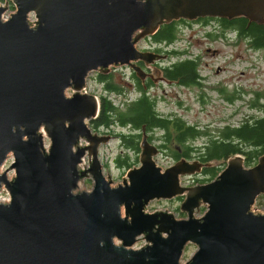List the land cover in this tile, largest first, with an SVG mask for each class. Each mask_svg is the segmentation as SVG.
<instances>
[{"label":"water","instance_id":"water-1","mask_svg":"<svg viewBox=\"0 0 264 264\" xmlns=\"http://www.w3.org/2000/svg\"><path fill=\"white\" fill-rule=\"evenodd\" d=\"M200 17H242L264 29V0L0 4V193L8 194L0 199V264H264V212L255 207L264 154L246 167L239 153L212 181L188 186L182 177L201 174L207 162L181 157L164 169L141 130L138 163L114 185L100 158L112 136L90 127L100 110V99L84 92L90 73L127 65L143 87L147 75L175 81L152 63L165 54L136 45L163 24ZM87 180L91 189H83ZM176 197L185 218L146 211L154 199ZM189 244L197 248L182 262Z\"/></svg>","mask_w":264,"mask_h":264},{"label":"rangeland","instance_id":"rangeland-1","mask_svg":"<svg viewBox=\"0 0 264 264\" xmlns=\"http://www.w3.org/2000/svg\"><path fill=\"white\" fill-rule=\"evenodd\" d=\"M14 10L12 9V11ZM203 18L208 17H200L196 20L184 19L187 22L178 25V38L171 44L160 43L162 44L160 47L165 49L162 52L168 56L161 62L163 66L177 60V55L170 53L174 49L182 52L183 54H180L182 57L199 58L202 83L194 87H187L180 86L177 82L162 81L151 87L150 92L159 98L157 106L161 112L181 116L200 129L215 130L228 124H237L245 117L261 114L260 105H253L252 101L253 98L260 95L258 101L264 103V50L250 48L246 41L238 40L232 32L229 33L230 37L223 36L220 34L222 31L217 22L211 20L204 24V21L200 20ZM152 42H154L153 38L149 36L138 41L136 46L143 50L150 44H159ZM109 70L113 72V81L116 84L123 88L130 87L131 69L127 65L111 66ZM97 73L96 71L90 73L84 92L95 94L100 99L101 95H106V91ZM224 88L231 92L237 90L241 97L232 101L226 99ZM68 93L71 94L72 91L69 90ZM110 95L116 100L124 101L137 96V92L129 91L127 95L121 96ZM116 130L128 132L127 127L116 126ZM205 141L206 137H202L195 143L202 146ZM48 143L49 140L46 139V144L48 145ZM121 150L118 138H112L109 143L101 146L100 150L104 175L106 178L112 179L114 185L121 183L128 171V169L119 168L115 163L114 157ZM168 153L160 151L156 157L157 164L162 165L161 167L164 169L175 163L170 157L171 154ZM12 161L11 157V160H8L3 166V170H8ZM13 173L14 170L9 169V178ZM196 176L198 174L182 177L183 184L188 186L196 184L198 182L195 180ZM198 178L203 180L205 177L200 175ZM92 183L93 181L87 180V183H83V189H91ZM261 196L257 199L256 210L264 212V197L261 198ZM2 198H8L6 191L0 193V199ZM181 202L182 200L178 197L171 200L154 199L146 207V211L166 209L178 219L185 218L187 215L182 216L179 211ZM124 214L125 212L123 216ZM142 239H140V245ZM196 248V245L189 244L185 249L182 262L189 260Z\"/></svg>","mask_w":264,"mask_h":264},{"label":"trees","instance_id":"trees-1","mask_svg":"<svg viewBox=\"0 0 264 264\" xmlns=\"http://www.w3.org/2000/svg\"><path fill=\"white\" fill-rule=\"evenodd\" d=\"M4 1V0H0ZM15 7L12 6V9ZM204 24L211 18L200 19ZM223 36L234 37L246 41L250 48L264 50V29L254 21L247 26V19L235 17L233 19L218 18ZM187 20L173 21L163 24L152 35L157 43L171 44L178 38V25ZM177 55V60L169 65H164V75L169 80H175L180 86L194 87L202 83L199 58L182 57V52L175 49L170 52ZM97 73L99 80L104 84L106 95L100 96V110L96 118L90 121L93 132L99 134L109 133L113 138H118L122 150L115 159L117 166L123 170L138 163L136 152L139 146L138 137L140 131L147 134L152 143H158L161 152L168 154L177 162L181 157L188 161L197 159L199 162H207L201 174L196 176V184L207 183L215 179L226 167L228 160L241 153L245 159L246 167L257 164L258 159L264 154V103L253 98V105H260L261 114L245 117L237 124H228L214 129H200L197 125L187 122L176 114H165L157 106L159 98L143 88L140 77L136 73L130 74L129 81L135 80L137 88H123L113 81V72ZM110 72V73H109ZM150 87V86H148ZM129 91H136L137 96L128 100H116L110 94L127 95ZM226 99L233 100L241 95L235 91L224 88ZM116 126L127 127L128 132L117 131ZM206 137L202 146L196 145V141ZM205 178L199 180V176ZM87 183V181L85 182ZM260 197V196H259ZM258 197V198H259ZM264 195L261 196V198ZM180 200L183 198L178 197ZM205 207L202 208V211ZM180 211V210H179ZM182 216L186 213L180 211ZM186 214V215H185Z\"/></svg>","mask_w":264,"mask_h":264},{"label":"flooded vegetation","instance_id":"flooded-vegetation-1","mask_svg":"<svg viewBox=\"0 0 264 264\" xmlns=\"http://www.w3.org/2000/svg\"><path fill=\"white\" fill-rule=\"evenodd\" d=\"M209 18H211V20L212 21H215V22H217V24H219V21H218V18H222V17H209ZM152 43H154V42H152ZM162 44H157V45H153V44H150L149 45V47H145V49H143L142 51H150V52H154V53H159V54H164L163 52H164V48H162V47H160ZM164 49V50H163ZM163 51V52H162ZM165 57L167 56V55H164ZM165 57H163V58H161V59H155V60H152V63H153V65L155 66V68H158V69H160L162 72H163V74H164V71H163V69L165 68V66H163V65H161L162 63V61L164 60V59H166ZM137 65H139V66H141L146 72H149L150 71V68L148 67V66H146V64L142 61V60H140V61H138L137 63H136ZM129 67V66H128ZM130 69H131V74L134 72L135 73V71H134V69L133 68H131V67H129ZM165 76V75H164ZM166 78V77H165ZM167 79V78H166ZM167 80H169V79H167ZM162 81H166V80H164V79H159V78H156V82L153 80V78L151 77V76H149V75H147L146 77H144L143 79H142V82L145 84V86L143 87V88H148V89H150L151 87H153L155 84H157V83H161ZM170 83H175V81H173V82H170ZM143 86V85H142ZM148 86H150V87H148ZM130 87L131 88H137V84L135 83V80H133V81H131L130 82ZM103 134H106V135H111L112 136V138H113V135L112 134H109V133H103ZM157 146L159 145L158 143H155Z\"/></svg>","mask_w":264,"mask_h":264},{"label":"built area","instance_id":"built-area-1","mask_svg":"<svg viewBox=\"0 0 264 264\" xmlns=\"http://www.w3.org/2000/svg\"><path fill=\"white\" fill-rule=\"evenodd\" d=\"M5 2H7V0L0 1V4H1V3H5ZM11 8H12V7H10L9 10H8V12L5 14V19H7V17L9 16V14L12 12V9H11ZM31 17H32V15H31ZM32 20H34V16L32 17ZM83 142H84V141H82V144H84ZM83 161H84V162L81 164V168H85V166L87 167V165H88V157H87V156L83 157ZM143 244H144V242H142L141 245H140L139 243H137V244L135 245V247H141Z\"/></svg>","mask_w":264,"mask_h":264},{"label":"clouds","instance_id":"clouds-1","mask_svg":"<svg viewBox=\"0 0 264 264\" xmlns=\"http://www.w3.org/2000/svg\"><path fill=\"white\" fill-rule=\"evenodd\" d=\"M29 15H30V16H31V15H34V13H30Z\"/></svg>","mask_w":264,"mask_h":264},{"label":"bare ground","instance_id":"bare-ground-1","mask_svg":"<svg viewBox=\"0 0 264 264\" xmlns=\"http://www.w3.org/2000/svg\"><path fill=\"white\" fill-rule=\"evenodd\" d=\"M125 210V209H124Z\"/></svg>","mask_w":264,"mask_h":264}]
</instances>
